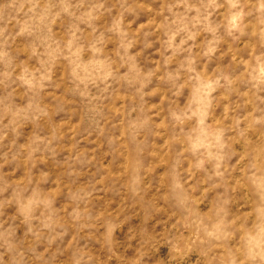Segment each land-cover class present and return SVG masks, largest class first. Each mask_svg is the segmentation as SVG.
<instances>
[{
    "label": "clouds",
    "instance_id": "1",
    "mask_svg": "<svg viewBox=\"0 0 264 264\" xmlns=\"http://www.w3.org/2000/svg\"><path fill=\"white\" fill-rule=\"evenodd\" d=\"M0 264H264V0H0Z\"/></svg>",
    "mask_w": 264,
    "mask_h": 264
}]
</instances>
